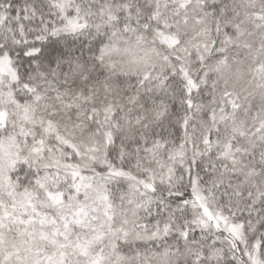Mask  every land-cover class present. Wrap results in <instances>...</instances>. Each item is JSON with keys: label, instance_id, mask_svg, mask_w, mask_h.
Returning a JSON list of instances; mask_svg holds the SVG:
<instances>
[{"label": "snow or ice", "instance_id": "6c2138e0", "mask_svg": "<svg viewBox=\"0 0 264 264\" xmlns=\"http://www.w3.org/2000/svg\"><path fill=\"white\" fill-rule=\"evenodd\" d=\"M0 264H264V0H0Z\"/></svg>", "mask_w": 264, "mask_h": 264}]
</instances>
